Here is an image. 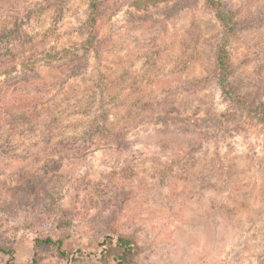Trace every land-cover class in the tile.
<instances>
[{
    "label": "rangeland",
    "instance_id": "rangeland-1",
    "mask_svg": "<svg viewBox=\"0 0 264 264\" xmlns=\"http://www.w3.org/2000/svg\"><path fill=\"white\" fill-rule=\"evenodd\" d=\"M219 1L237 24L232 80L249 107L264 105V0ZM87 8L0 0V248L13 251L10 264L30 263L41 222L66 257L43 249L37 264H117L119 234L136 242L132 264H264V123L236 114L216 133L196 121L228 105L214 78V13L202 0H102L86 50ZM47 52L66 60L49 65ZM162 114L187 121L154 125Z\"/></svg>",
    "mask_w": 264,
    "mask_h": 264
},
{
    "label": "trees",
    "instance_id": "trees-1",
    "mask_svg": "<svg viewBox=\"0 0 264 264\" xmlns=\"http://www.w3.org/2000/svg\"><path fill=\"white\" fill-rule=\"evenodd\" d=\"M153 1L158 2L161 0ZM202 1L205 3L206 7L214 13V17L220 26V40L215 45L214 78L221 96L228 105L218 116L207 115L205 117H198L196 121L199 128L205 131L215 130L216 133H218V131H220L223 125L227 122L226 120L236 114H246L248 117L264 123V105L260 100H253L249 102V104H253L252 107H249L247 100L238 92L236 87L237 85L232 80L233 68L228 48L236 33L237 24L233 21L231 12L226 10L219 0ZM101 4L102 0H88L87 15L82 24V30L86 34V40L83 44L84 47L86 46V50H89L90 48L92 50L94 48V41L97 36L96 25ZM144 5L145 3L140 2V6ZM44 55L46 60L51 62L49 65H52V63L66 60L67 53L60 56L57 52H47ZM50 59L54 61H51ZM18 71L20 72V78L23 80L26 78V74L30 72L27 71L25 66H23V68L20 67ZM186 121V119L179 115L167 114L158 115L153 120L154 125L162 127H178L179 125L186 123ZM98 129L99 126L95 127L94 132L96 133ZM107 133V142H111L114 138H116V135H113L109 131H107L106 134ZM257 167L259 169H261V167L264 169V156L262 159H257ZM50 226V224L41 222V227L44 229L34 240L33 251L29 264H37L40 250L43 249L54 251L60 258L66 257L63 240L61 238L54 240L46 234L47 231L45 230H48ZM115 247L117 248V255L114 258L117 264H132L133 258L139 253L135 240L128 235H117ZM0 252L8 255L7 264L14 261V253L12 250L4 251L0 248Z\"/></svg>",
    "mask_w": 264,
    "mask_h": 264
}]
</instances>
